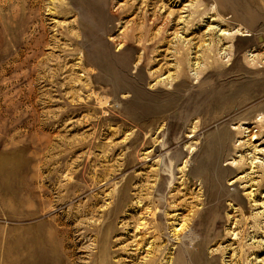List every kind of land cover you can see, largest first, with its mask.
I'll return each instance as SVG.
<instances>
[{
	"label": "rangeland",
	"instance_id": "1",
	"mask_svg": "<svg viewBox=\"0 0 264 264\" xmlns=\"http://www.w3.org/2000/svg\"><path fill=\"white\" fill-rule=\"evenodd\" d=\"M183 250L264 264V0H0V264Z\"/></svg>",
	"mask_w": 264,
	"mask_h": 264
},
{
	"label": "bare ground",
	"instance_id": "2",
	"mask_svg": "<svg viewBox=\"0 0 264 264\" xmlns=\"http://www.w3.org/2000/svg\"><path fill=\"white\" fill-rule=\"evenodd\" d=\"M150 3H151V1H149ZM100 3V2H99ZM107 6V3L106 2H104V1H102L101 2V6L99 5L98 6V8L99 9H101V10H103L105 7ZM241 20H244L243 18L241 19ZM241 20H239V21H241ZM242 23H244V24H246L247 25V23L246 22H243V21H241ZM124 90V88H117L116 86H115V91L116 92H118V91H123ZM233 95H234V93H233ZM235 96V95H234ZM232 97H230V100H232L231 99ZM190 252V250L188 251H186V250H183V253H181V256H183V259H184V261H185V264H192V261L189 263V261H187V259H186V255H188L187 253H189ZM41 253H43V255H44V253H45V251H41L40 250V254ZM202 257L203 256H198V255H194V256H191V259L192 260H194V261H198V259L200 260V259H202ZM34 258H37L35 255H34ZM193 261V262H194ZM34 264H48V262H47V256L45 257V258H43V256L41 257V259L40 260H36V261H34Z\"/></svg>",
	"mask_w": 264,
	"mask_h": 264
}]
</instances>
